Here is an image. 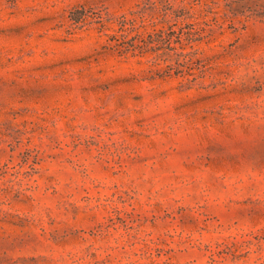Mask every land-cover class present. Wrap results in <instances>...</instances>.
Instances as JSON below:
<instances>
[{"label":"rangeland","instance_id":"374dc122","mask_svg":"<svg viewBox=\"0 0 264 264\" xmlns=\"http://www.w3.org/2000/svg\"><path fill=\"white\" fill-rule=\"evenodd\" d=\"M0 264H264V0H0Z\"/></svg>","mask_w":264,"mask_h":264},{"label":"trees","instance_id":"16d2710c","mask_svg":"<svg viewBox=\"0 0 264 264\" xmlns=\"http://www.w3.org/2000/svg\"><path fill=\"white\" fill-rule=\"evenodd\" d=\"M74 20H75V22L76 23H79V22H81V21H83V18L81 17V18H74ZM117 45V44H116ZM126 50H129V49H126ZM126 52V51H125ZM129 52V51H128Z\"/></svg>","mask_w":264,"mask_h":264}]
</instances>
